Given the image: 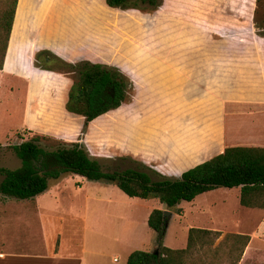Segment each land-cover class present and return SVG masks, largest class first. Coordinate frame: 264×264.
<instances>
[{
	"label": "rangeland",
	"instance_id": "1",
	"mask_svg": "<svg viewBox=\"0 0 264 264\" xmlns=\"http://www.w3.org/2000/svg\"><path fill=\"white\" fill-rule=\"evenodd\" d=\"M3 8L0 5V10ZM108 8L99 16L102 37L98 62L117 67L129 77L133 84L129 100L123 108L89 123L86 129L84 123L79 126L74 119L66 126L69 131L65 137L40 134V144L53 150L83 141L90 156L99 160L106 171L143 169L159 179L156 173L166 175L161 163L144 153L133 154L130 144L134 142L150 154L157 147L165 149L159 143L161 136L169 140L171 133H189L192 126L172 125L167 120L161 131L160 113H169L172 103L175 107L172 94H153L138 88L123 67L130 63L139 74L144 64L156 62L150 59L162 56L165 65L177 63L178 67H185L193 63L196 69L204 56L233 53L235 44H243L239 40L264 37V0H162L151 11ZM53 67L66 75L59 63ZM68 76L74 82L79 73ZM9 83L17 85L16 89L12 91ZM24 83L21 79L0 77V167L21 165L13 146L28 133L21 126ZM192 109L196 111V106ZM49 126L57 129L58 125L51 122ZM2 179L0 173V182ZM236 189L220 188L180 203L167 237L168 247H185L187 228L192 226L223 229L219 237L200 234L185 264H239L243 241L226 235L229 230L239 229L253 233L264 221V213L241 207ZM155 208L166 206L158 198L130 197L114 183L89 180L74 173L50 179L49 188L31 199L17 200L0 192V255L17 253L24 257H17L16 261L40 264H78L79 260L83 264H127L131 252L156 248L157 234L148 224ZM16 210L22 212L16 215ZM254 249L244 264H264L250 260ZM261 256L263 252L257 255Z\"/></svg>",
	"mask_w": 264,
	"mask_h": 264
},
{
	"label": "crops",
	"instance_id": "2",
	"mask_svg": "<svg viewBox=\"0 0 264 264\" xmlns=\"http://www.w3.org/2000/svg\"><path fill=\"white\" fill-rule=\"evenodd\" d=\"M107 9L106 0H18L0 77L25 81L24 124L21 125L24 129L62 138L65 137L66 130L69 131L66 126L74 119L78 120L79 126L84 123L83 116L66 108L73 80L68 74L36 66L35 60L38 53L48 51L71 63L100 61L98 55L101 54L102 36L99 16L102 12H108ZM239 42L243 44H235L233 53H219L217 56H204L199 59L202 63L196 69L193 63L187 64L189 68L187 65L178 67L177 63L165 65L162 63L165 61L162 56L150 59L156 62L144 64L139 74L132 69L133 65L125 64L123 70L133 77L138 88H146L147 92L153 94H172L175 107L172 103L169 113H160L159 118L162 120L158 128L161 131L167 120L172 125L192 126L189 133H182L181 130L180 133H171L169 140L161 136L159 143L165 149L157 147L159 150L154 149L150 154L142 151L140 145L133 142L129 146L133 154L144 153L161 163L165 171L163 173L168 177L178 178L184 171L222 153L226 146H264V37L257 36ZM167 66L174 69H167ZM9 86L12 91L17 87L11 83ZM227 104L250 106L253 109L234 107L229 110ZM194 105L196 111L192 109ZM51 122L58 125L57 129L50 128ZM220 188H237L236 198L240 202L241 187ZM179 205L171 210L173 216H169L165 245ZM241 207L264 213L262 208ZM37 211L39 212V208ZM20 212L22 210L18 211ZM182 212H185L184 209ZM18 213L16 210L15 214ZM192 227L187 228L188 237ZM229 233L251 237L239 264L245 263L252 247L255 249L250 260L253 263L264 261V221H261L253 233L241 229L229 230ZM261 252L263 256L257 257ZM11 254L13 255L1 254L0 264H40L27 260L16 261L15 258H22L24 255ZM78 264H83V261L79 260Z\"/></svg>",
	"mask_w": 264,
	"mask_h": 264
},
{
	"label": "trees",
	"instance_id": "3",
	"mask_svg": "<svg viewBox=\"0 0 264 264\" xmlns=\"http://www.w3.org/2000/svg\"><path fill=\"white\" fill-rule=\"evenodd\" d=\"M106 3L109 7L123 10L151 11L157 9L162 0H106ZM17 4L18 0H0V5L4 6L0 10V69L4 66ZM54 63H59L68 75L75 71L79 73V78L74 79L70 88L66 108L84 117L85 129L89 123L129 100L133 84L117 67L88 60L71 63L48 51L36 56L35 64L38 67L58 70L53 67ZM234 107L253 109L227 104L229 110ZM27 131L22 142L13 146L21 165L17 168L0 167L3 175L0 192L7 197L34 198L49 188L50 179H58L64 173H74L89 180L114 183L130 197L158 198L168 210L175 209L182 201H193L200 194L220 187H241V205L264 209V146L261 145L226 146L222 153L184 171L178 178L156 173L159 179H154L150 172L143 169L106 171L99 160L90 156L83 141L49 150L40 144V134ZM169 219L164 209L152 210L148 224L156 231L158 252L135 250L130 253L127 264H185V258L200 234L219 237L222 233L192 227L187 247L170 248L165 245ZM229 236L243 241L239 263L251 237L229 233L226 238Z\"/></svg>",
	"mask_w": 264,
	"mask_h": 264
},
{
	"label": "water",
	"instance_id": "4",
	"mask_svg": "<svg viewBox=\"0 0 264 264\" xmlns=\"http://www.w3.org/2000/svg\"><path fill=\"white\" fill-rule=\"evenodd\" d=\"M164 214H165L166 216H170V217L173 216V212H172L171 210H168V209H165V210H164ZM156 252H158V251H156Z\"/></svg>",
	"mask_w": 264,
	"mask_h": 264
}]
</instances>
